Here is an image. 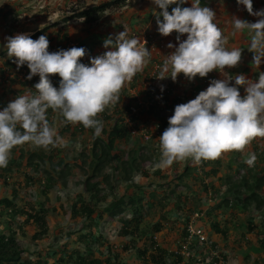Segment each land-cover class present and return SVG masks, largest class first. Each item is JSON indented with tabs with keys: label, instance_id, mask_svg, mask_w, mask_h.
Segmentation results:
<instances>
[{
	"label": "trees",
	"instance_id": "trees-1",
	"mask_svg": "<svg viewBox=\"0 0 264 264\" xmlns=\"http://www.w3.org/2000/svg\"><path fill=\"white\" fill-rule=\"evenodd\" d=\"M124 1H101L91 7L82 8L71 18H81L86 23H93L101 19L108 9L120 6ZM200 2L201 6H207L209 0ZM174 5H169L168 10L171 11ZM4 9L5 7H0V12L6 18L9 11ZM9 10L14 12L16 7ZM53 26L52 24L44 27L31 38L35 40L41 35H48ZM57 33L58 31L47 37L50 42L49 52L72 48L69 44L77 39L69 37L66 33ZM78 47L84 48V44L80 43ZM13 61L14 58L8 57L7 49L0 51V84L3 85L0 89V110L18 95H34V85L40 79L39 75H36L28 80L30 69L27 64L18 69ZM50 79L53 85L59 88V75H52ZM174 91H171V96L174 94L172 103H167L170 101V91H147L145 98H150L154 103L149 110L141 107L137 113H132L131 103L125 104V97L120 96L117 103L120 104L116 105L113 112L107 108L98 116L104 125L99 137L94 135V129H85L82 124L66 123L58 112L49 109L47 115L50 123L60 120L64 124L63 131H69L73 127L75 134H87L88 145L82 148L80 155L88 158L83 161H77V157L69 159L57 146H49L53 150L49 154L44 153V148L43 153H39L37 149L26 150L24 145L17 146L11 152L7 167H0V177H4L6 184L9 173L27 169L25 176L28 180L43 179V192L46 194L45 200H48V192L55 185L60 182L66 185L70 171L76 170L79 165L84 168L85 163L89 161V167L84 168L83 174H87L82 182L84 192L80 195V200L73 203L71 215L77 221L82 219L83 224L79 231L70 233L76 235V241L85 246L69 249L66 243L53 252H38L36 259H33L26 253L27 249L23 246L18 229H10L8 233L0 231V264H49L50 257L53 259L52 264H129V260L121 261L124 250L132 252L136 264H142L143 261L148 264H264V138L255 139L244 153L229 151L215 160H202L199 164L192 162L186 166L183 175L180 174L171 180L168 179L167 171L160 168L151 171L145 165L153 163L155 150H158L154 145L159 142L157 135L147 131L153 140H146L143 134L137 138V143L126 149V143L142 130L138 120L147 111L165 113L158 122L161 133L169 126L168 120L174 114L175 106L186 102L183 94ZM159 97L166 104L164 107L157 102ZM133 100L134 97L131 101ZM122 104L124 105L121 106ZM142 138L148 143L143 142ZM150 151H153L152 158L148 154ZM249 152H254L257 157L251 167L244 162ZM107 169L109 172L105 173ZM31 171L40 172V176L35 177ZM137 175L145 178L153 175L163 176L159 183L151 181L146 185L145 182L135 181L134 177ZM186 175L189 176L190 182L195 183L192 190L188 189L190 183H183ZM197 175H200V178H197ZM114 180L127 182V192L117 194L115 185L112 184ZM185 185L187 190L180 189ZM108 186L109 192L106 191ZM160 188H164L162 193L158 191ZM175 193L176 196L173 197ZM16 196V193L12 197L0 194V215L7 214L19 219L26 216L21 225L31 224L37 227L33 239L48 233L51 214L46 208L47 203L44 201L43 204L35 206V202H27L19 206ZM110 197L112 199L108 205L101 204ZM197 212L203 216L198 217L195 222L206 231L208 240H193L188 245L190 254L186 255L181 251L184 250L185 243H188L187 224ZM216 212L220 213L218 219L212 216ZM156 213L159 218L154 221L150 216ZM106 218L113 223L116 221L119 236L129 237L125 244H114L96 231L99 222ZM177 220L184 224L182 242L179 245L167 243V240L160 243L159 232L164 229L168 233L173 231ZM105 245L109 252L102 256L101 246ZM98 250L100 254L96 252Z\"/></svg>",
	"mask_w": 264,
	"mask_h": 264
},
{
	"label": "clouds",
	"instance_id": "clouds-1",
	"mask_svg": "<svg viewBox=\"0 0 264 264\" xmlns=\"http://www.w3.org/2000/svg\"><path fill=\"white\" fill-rule=\"evenodd\" d=\"M152 2L163 10L154 13L159 33L147 27L148 32L143 30L138 34L134 31V37L129 38L125 28L114 39L110 36L104 41V47L111 50L94 55L91 60H87V65L81 63L86 49L78 47L79 41H72L70 49L49 52L47 35L35 40L31 38L45 26L31 35L22 33L6 38L7 55L14 58L17 68L27 64L30 69L27 79L31 80L36 75L40 79L34 85V95H18L0 110V167H7L11 152L17 146L27 143L48 149L49 146L63 144V138L48 119L49 109L58 112L66 123L82 124L85 129H94V135L99 137L104 125L98 116L119 101L125 84L142 72L150 59L157 67L155 71L147 72L143 83H161L168 77L172 81H168L169 85L165 89L149 85L143 91L146 96L147 91L155 89L158 93L170 91L171 96V91L175 90L174 93L178 91L183 94L187 102L190 98L178 84L181 73L190 81H194L197 76L203 78L201 87L210 83L206 90L196 92L195 99L175 106L174 114L168 120L169 126L158 138L160 159L157 168L164 169L174 162L186 160L199 164L202 160L218 159L229 151L244 153L255 139L264 138V71L259 72L258 79H249L244 74H225L226 68L240 64L243 49H229L226 46L228 39L215 22L216 12L210 7L201 6L200 0H192L191 7L180 6L187 0ZM237 3L245 6L249 14L259 18L256 22H249L233 16L231 23L233 35L245 30L250 34L248 49L254 53L252 64L260 68L264 64V9L254 11L253 0H237ZM173 4L178 6H173L169 11V5ZM173 32L178 34V47L172 43L167 45L166 36ZM186 34L187 39L181 40V36ZM156 39L155 44L153 42ZM166 46L174 51L164 60L159 55L151 58L152 53H159ZM214 70L219 71L224 78L211 80L209 73ZM57 74L61 78L59 88L50 79V76ZM233 79L235 86H230ZM240 86L245 89L246 94L243 96L239 91ZM135 96L136 103H131L132 113H137L141 107L149 110L154 103L148 98L142 104L139 97ZM157 102L166 105L160 97ZM168 102L172 103L171 100ZM132 107H136V112ZM151 136L148 132L144 134L146 140ZM256 159L255 153L249 152L244 162L251 167ZM201 216L202 213L194 214L187 224L188 231L190 224L198 226L195 221ZM202 230L207 236L204 241H207L208 235ZM189 237L190 231L188 245L193 240L202 242L197 237L191 240ZM188 245L181 251L183 254H190Z\"/></svg>",
	"mask_w": 264,
	"mask_h": 264
},
{
	"label": "rangeland",
	"instance_id": "rangeland-1",
	"mask_svg": "<svg viewBox=\"0 0 264 264\" xmlns=\"http://www.w3.org/2000/svg\"><path fill=\"white\" fill-rule=\"evenodd\" d=\"M15 2L19 3L20 5H13L12 7H16V11L10 12L6 18L2 21L5 23L6 28H8L9 31L15 32L17 30H31L34 28H39V27H46L48 25H54L51 29L50 32L54 33L57 32V34L61 33H66L70 34L73 33L74 35H79L81 34V37L85 35V33H82V29L86 27L85 24L89 22H85L82 19H74L71 18L73 15H75L81 8H87L95 5L96 3H99L101 1L105 0H0V7L2 5L8 4L9 2ZM135 1V2H134ZM133 3L136 5H142L143 1L142 0H125L120 6H116L112 9H108L104 16L99 19V23L94 22V23H89L86 28H92V33L97 32L99 34V29H97V26H99L100 23H103V27H108V26H113L116 23L122 24L121 29H125L126 25L124 23L123 25V19H117L114 15L120 13L123 15L122 11H127L133 7ZM126 5V7H125ZM7 8V5H5ZM149 8V7H147ZM2 15L0 14V18ZM2 20V18L0 19ZM115 20H119L116 22ZM55 23V24H54ZM71 25V26H70ZM69 27V28H68ZM80 30H79V29ZM119 27H113V29L117 30ZM127 30H130L129 28H126ZM144 31L148 32V28L144 27ZM79 30V32H78ZM70 31V33H69ZM154 32V31H153ZM17 33H14L16 35ZM155 35V34H154ZM57 36V35H56ZM87 36V35H86ZM60 37V36H57ZM70 37V36H69ZM73 39H77L71 36ZM59 40V38L56 39V41ZM78 40V39H77ZM76 40V41H77ZM58 42V41H57ZM153 43H157L154 41ZM53 44V43H52ZM96 45V49L99 48L103 45L102 42H99V37H95L93 42L91 43V47ZM54 46V44H53ZM95 48V47H94ZM98 49V50H99ZM166 49V47L164 48ZM95 54H92V58L94 57ZM152 58V55H151ZM149 68L148 71L151 72V70L156 69V64L150 61L147 63ZM147 66V67H148ZM145 71V70H144ZM11 74L10 72H8ZM136 78V76H135ZM133 78L130 82L126 83L125 86L123 87L120 96L125 97L124 98V103H132L135 104L136 101H131L133 96L139 97V102L143 104L146 103L145 101L147 100L146 93L143 92L146 90L149 85H154L155 87H160L161 89L167 88L169 85L168 81H163L161 83H156L154 81H149L146 82L145 84L142 83V80L137 78L135 80ZM251 79H258V75H252ZM210 85V83H209ZM230 86H235V85H230ZM3 87V85L0 84V89ZM239 91L241 95H245L246 93L244 91H241V88L239 87ZM123 93V94H122ZM187 94V92H186ZM135 96V97H136ZM173 96V95H172ZM171 96V98H172ZM170 98V100H171ZM196 96H193L191 99L187 100L190 101L192 99H195ZM185 102V103H187ZM118 103V102H117ZM112 105L108 107L110 112H113L116 105ZM122 104L121 106H123ZM161 106H165L163 102L160 103ZM164 112L162 111H157V112H146L142 115V117L138 120V123L142 130L140 133L136 134L135 138L130 139L126 143V149L128 150L131 146L134 145V143H137L139 139H137L139 136L146 134L147 131H151L158 137L162 135L161 131L158 129V122L159 118L164 116ZM54 126L57 130V133L59 136L63 138V144L57 146V148L61 149L66 156L70 159H73L74 157H77V161H83V159H87L88 157H82L80 155V152L82 148L85 145H88L86 143L87 141V134H75L74 128L72 127L71 130L63 131L64 124L60 120H53ZM131 124H133L131 122ZM76 131V130H75ZM153 140V138H150ZM150 140V141H151ZM143 142L148 143V141H145L142 138ZM78 145V147H77ZM154 145H156V148L158 150H155V157L153 158V163H145L151 171H153L159 162L160 159V147H159V142H155ZM153 145V146H154ZM26 147V150H31L29 148H32L34 150L37 149L39 153H43V148L31 145V144H24ZM52 149L49 147L48 149H44L45 154L52 153ZM227 153V152H226ZM62 154V152H61ZM149 157L152 158L153 151H150ZM60 155V152H59ZM226 154L224 153L221 157L225 156ZM89 160V159H88ZM193 161L192 160H186L183 162H174L172 166L167 167L162 169V171H167L169 174L168 179L171 180L172 178H176L178 176L183 175L186 171V166L188 164H191ZM82 163V162H81ZM44 166V165H43ZM84 168L89 167V161L85 163L83 166ZM84 168L79 165L76 170H71L70 175L67 177V184L64 185L62 182L59 184L55 185L51 191H49L48 196L49 199H46V194L43 192V179L41 180H28L25 176V173L27 169H21L19 171L15 170L11 173L8 174V180L6 184L4 183V177H0V194L5 195V196H14L16 193V201L19 206L21 204H25L27 202H35V206H39L40 203H44V201L47 203L46 208L49 210V214H51L50 219H49V231L42 237L38 239H33V235L35 231L37 230V227L35 225H28L25 224V226H22L21 224L24 223V219L26 216H22V218L19 219L10 217L7 214L0 215V231H4L8 233L10 229H18L19 232V237L21 238L23 242V246L26 247L27 249V254L31 255L33 259H36L38 256V252H43V251H49L53 252V250H58L61 245L68 243V248L69 249H74L77 247H84L85 244H83L80 241H76V235H70V233H73L75 231H79L83 224V220L79 219L78 221L73 219L72 215V206L73 203L76 201L80 200V195L84 192V184H82L83 179L85 178L84 174ZM89 171H91L89 169ZM109 169L106 170L105 173H108ZM40 172L37 171H31V174L37 177ZM161 176H152L150 178H145L142 175H137L134 177L135 181L137 183H144V184H149V182L154 181L155 184L159 183L161 181ZM191 178L192 175H191ZM197 178H200V175H197ZM167 180V179H166ZM190 178L188 175L184 176L183 178V183L189 184L190 187L188 188L189 190H192V186L195 184L194 181L190 182ZM113 185H115V191L117 194H124L127 192L126 190V185L127 182L125 181H119V180H114ZM155 187V185H154ZM152 187V188H154ZM185 189L187 190L186 185L182 186L180 189ZM195 188V185L193 186ZM109 192V186L106 190ZM158 191L162 193L164 191V188H160ZM102 193V192H101ZM173 195V194H172ZM89 196V195H88ZM176 196V193L173 195V197ZM112 198L110 197L107 201L102 202V205H108L109 201ZM40 201V202H37ZM211 201V196H208V202ZM212 216L216 217L217 219L220 217V213L218 214L217 212L214 213ZM239 217H242V215H238ZM260 217V216H259ZM154 221L159 218V214H153L150 216ZM225 221V220H224ZM175 223V222H174ZM173 223V224H174ZM116 221L113 223L110 220L102 219L99 222V225L96 230L98 233H102L104 238L106 240L112 241L114 244H120L126 242L129 237H121L118 234V228H117ZM183 222L181 220H177V222L174 224L173 231L167 232L165 229L161 232H159V239L160 243H165V240H167V243H172L173 245H179L180 242H182L184 235H183ZM180 231V232H179ZM177 236L176 238H174ZM163 238V239H162ZM180 238V239H179ZM162 239V240H161ZM179 239V240H177ZM108 243V242H107ZM188 245V243H185V246ZM94 246H98V244H94ZM101 250L103 251L101 255L105 256L109 252L107 246H101ZM97 253L100 254V250L96 251ZM122 257L121 261L126 262L130 261L129 264H136L135 263V256H132L131 251H125L122 252ZM254 257V256H253ZM50 257V263L52 264ZM142 264H148L147 262L143 261Z\"/></svg>",
	"mask_w": 264,
	"mask_h": 264
},
{
	"label": "crops",
	"instance_id": "crops-1",
	"mask_svg": "<svg viewBox=\"0 0 264 264\" xmlns=\"http://www.w3.org/2000/svg\"><path fill=\"white\" fill-rule=\"evenodd\" d=\"M142 1H143L142 5H136L135 3H133V7L129 9L128 12L122 11L123 15H121L120 13L114 15L117 19H121V20L123 19L124 21L123 25L124 23L126 25L125 28L130 29V30H127L129 38L134 37L132 35L134 31L138 32V34H141L142 31L144 30L143 29L144 27H151L158 31L157 17L154 13L162 12L163 10L159 9L158 6L154 5L152 0H142ZM16 4L20 5L19 3H15L11 1L9 2V5L5 4L7 5V8L5 5H2V7H5L4 10L9 11L10 13L12 11H10L9 9L12 8L13 5L16 6ZM177 6L178 5L176 4L174 5V7H177ZM180 6L181 7H191L192 0H187V3L180 5ZM207 7H210L211 9H213L217 14L215 22L223 30L224 35L228 39V44L226 46L229 49L233 47H239L243 49L242 60L240 64L234 68H226L225 74L231 75V76H235L236 74H244L249 79L252 78V75L259 76V72L264 71V64H262L260 68H256L252 64L254 53L250 52L248 49L250 45V34L245 30L243 32H238L235 35H233L232 34L233 29H232V23H231L233 16H236L240 19L247 20L249 22H256L259 18L249 14L246 7L243 5H239L237 3V0H209ZM262 9H264V0H253V10L260 11ZM0 14L2 15L1 17L2 20H0V51H3L4 49H6V44H7L6 38L9 36H15L14 33H17V34L27 33L31 35L33 32L41 28L39 27L37 29L34 28L31 30H17L15 32H11L8 30V28H6L5 23L2 22L5 19L4 17L5 15H3L2 12H0ZM160 19L162 21L163 17L161 16ZM115 21L118 22L119 20H115ZM99 22L100 21H97V23ZM85 25L87 27L88 24H85ZM103 25H104L103 23H100L99 26H97V29H99V34L97 32L92 33V28L84 27V29H82V33H85L83 37H81V34L74 35L73 33H70L69 31L70 33L69 36H72L74 38H77L79 41H82L80 43L84 44V48L86 49V55L85 57L81 59V63H84L85 65H87L88 64L87 60L92 59L91 57L92 54H95V56H98V55H102L104 52L108 50H111V49H106L104 47V41L110 36L114 39L118 33L125 31V29H121L122 24H119V23H116L115 25L108 26V27H103ZM117 26L119 27L117 30L113 29V27H117ZM52 34H53L52 32H49L47 37L51 36ZM177 35L178 34L176 32H173L171 35L166 36L167 45L169 43H172L176 47H178L179 42L176 39ZM96 36L99 37V42L103 43L100 49L99 48L96 49V45H94L95 48L93 46L91 47V43L93 42ZM180 39L181 40L187 39V34L182 35ZM172 51H174V49H170L166 46V49H164L163 51L159 53H152L151 55L152 57L159 55L160 58L164 60L166 56L169 55ZM147 66L148 64L146 65V67L143 69L142 72L137 73L135 80L139 78L142 80V83L144 82V79L146 78L148 68H149V66L148 67ZM209 75H210V78H212L211 80L224 78L219 71H215V70L209 73ZM166 81L171 82L172 79L168 77L166 78ZM201 82H203V78L199 76H197L194 81H190L182 73L179 75L178 84L181 86V89L183 91L187 92L188 94L187 97L190 99L193 96H195L198 90L204 91L209 86L207 85L206 87H201ZM172 83H175V82H172ZM231 85H235L234 79L231 81ZM240 88H241V91L245 92V89L243 86H240Z\"/></svg>",
	"mask_w": 264,
	"mask_h": 264
},
{
	"label": "built area",
	"instance_id": "built-area-1",
	"mask_svg": "<svg viewBox=\"0 0 264 264\" xmlns=\"http://www.w3.org/2000/svg\"><path fill=\"white\" fill-rule=\"evenodd\" d=\"M145 42H148L147 40H145ZM133 111L136 112V107H132ZM189 231H190V237L189 239H193L195 237L199 238L201 241H204L207 239V236L205 235L204 231L202 230V228L196 226L195 224H190L189 225Z\"/></svg>",
	"mask_w": 264,
	"mask_h": 264
}]
</instances>
